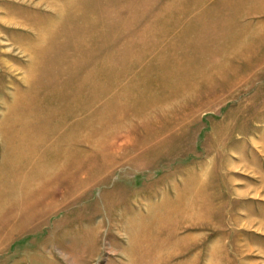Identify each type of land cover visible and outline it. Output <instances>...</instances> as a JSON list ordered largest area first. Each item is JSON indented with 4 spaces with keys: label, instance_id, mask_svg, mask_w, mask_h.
Instances as JSON below:
<instances>
[{
    "label": "rangeland",
    "instance_id": "obj_1",
    "mask_svg": "<svg viewBox=\"0 0 264 264\" xmlns=\"http://www.w3.org/2000/svg\"><path fill=\"white\" fill-rule=\"evenodd\" d=\"M217 257L264 264V0H0V264Z\"/></svg>",
    "mask_w": 264,
    "mask_h": 264
},
{
    "label": "crops",
    "instance_id": "obj_2",
    "mask_svg": "<svg viewBox=\"0 0 264 264\" xmlns=\"http://www.w3.org/2000/svg\"><path fill=\"white\" fill-rule=\"evenodd\" d=\"M234 1V0H233ZM186 8L188 9L189 8V3L187 2V6H186ZM236 25L237 24H235L234 26L236 27ZM242 28V27H241ZM245 28H247L246 30H244V31H242V32H244V33H238V34H236V33H234V39L235 38H237V36H239V35H241V36H243V35H245L246 33H247V31H252L251 32V35H249V39H248V41L247 42H245L243 45H241L239 48H237V50L236 51H231L230 50V48H231V43H232V39L230 40V41H228V43H226V45H222V43H220V45H219V47L221 48V47H223V46H226L227 48H228V51H222V52H220V56L221 57H223L224 59H225V61H228L229 59H230V57H232L233 55H239V54H241L242 52H244V47H246V45H247V43L248 42H259L257 39H255V37H256V33H257V31L256 30H253L252 28L250 29V28H248V27H245ZM233 39V40H234ZM224 42H227V41H224ZM232 59V58H231ZM237 59L236 58H234V60L233 61H236ZM223 62V61H222ZM155 70H156V68H154ZM43 82H45L44 80H42ZM32 84L34 85L35 84V82L33 81V78H32ZM109 84V83H108ZM67 86H68V84H67ZM79 87L78 88H80L81 89V84H79L78 85ZM24 88V87H23ZM28 89V88H27ZM32 89V88H31ZM67 89H68V87H67ZM33 90V89H32ZM76 90H77V88H76V86H74V88L72 89V86H71V84H69V89H68V92L67 93H69V92H71V91H74L75 93H76ZM132 118V117H131ZM123 119V118H122ZM124 120H126V119H124ZM123 120V121H124ZM125 122V121H124ZM126 123V122H125ZM224 258V257H223ZM221 260V258H219V257H217V262H215V263H213V264H220L222 261H220ZM202 264H204V261H202L201 262ZM222 264H223V262H222Z\"/></svg>",
    "mask_w": 264,
    "mask_h": 264
}]
</instances>
